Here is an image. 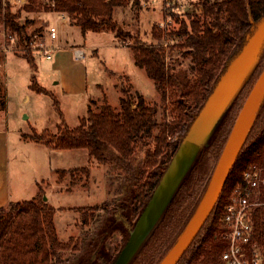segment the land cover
Instances as JSON below:
<instances>
[{"label": "rangeland", "instance_id": "obj_1", "mask_svg": "<svg viewBox=\"0 0 264 264\" xmlns=\"http://www.w3.org/2000/svg\"><path fill=\"white\" fill-rule=\"evenodd\" d=\"M8 1L20 22L30 20L28 32L38 29L33 38L45 41L51 47L49 59L31 52L37 63L35 74L37 81L50 89L59 101V108L70 127L78 125L80 117L86 114L90 99L98 106L105 96L109 104L119 108L122 87H129L132 94L135 91L142 94L156 108L157 121L166 120L167 111L160 93L144 69L134 62L129 44L135 39L145 44L156 42L151 34L154 24L173 30L180 27L182 20L188 24L189 16L195 13L200 0H141L138 7L132 4L115 7L114 20L129 33L124 41L111 31L82 33L80 27L63 13L26 11L25 0ZM172 11L174 16L171 18L168 12ZM3 14L0 16V63L6 53L14 57V61H6L0 70V154L7 151L3 153L2 161L6 162L10 173V199H31L38 186L43 188L47 202L55 209L58 238L70 242L60 251L56 264H112L140 212L135 214L133 211L135 183L118 181L117 173H111L106 164L96 162L88 165L87 177L77 172L73 177L66 172L58 180L56 168L87 165L86 149H53L23 138V133H31V126L38 132L44 128L54 131L60 117L51 94L28 87L31 69L22 59L21 45L13 35L8 36L11 34L5 27ZM50 25L56 27V38L48 35ZM254 26L251 21L245 40ZM4 44L8 47L6 51L2 50ZM74 47L84 52L82 58L74 56ZM167 59L176 60L175 64L183 68L190 64V58L178 49L167 53ZM263 67L264 44L243 83L200 146L170 202L127 264H157L178 239L210 184L231 126ZM263 126L264 96L246 138H253ZM176 140L177 134L169 139V144ZM70 178L76 180L74 184ZM6 186L5 181L0 184V193L6 192ZM192 250L187 252L186 259ZM185 260L181 259L177 264H185Z\"/></svg>", "mask_w": 264, "mask_h": 264}, {"label": "trees", "instance_id": "obj_2", "mask_svg": "<svg viewBox=\"0 0 264 264\" xmlns=\"http://www.w3.org/2000/svg\"><path fill=\"white\" fill-rule=\"evenodd\" d=\"M141 0H25L24 10H52L70 17L81 29L87 31H111L120 40L129 35L114 20V8ZM8 33L21 45L23 57L31 69L30 89L51 94L60 121L54 131L44 128L23 133V138L41 142L54 149H86L88 163L85 166L56 169L57 179L66 172L87 177L88 165L96 162L108 166L117 173L118 181H134V212L137 214L149 198L163 170L175 152L193 118L207 95L245 41L251 21L264 15V0H200L188 24L181 21L177 30L154 24L152 38L156 42L141 43L137 39L130 45L134 62L142 67L159 91L167 118L156 119V108L144 96L129 87H122L119 108L108 103L105 96L97 106L90 99L86 114L78 125L70 127L51 91L36 81L37 69L30 42L38 29L27 31L30 20L19 21L11 11L8 0H0V16ZM171 18L174 12H168ZM176 21H178L175 18ZM174 49L189 57L187 68L167 59ZM96 106V109H93ZM177 134V140L169 139ZM143 154V155H142ZM140 164V165H139ZM255 164L261 169L255 193L249 199L258 202L252 210V235L250 247L257 246L264 255V126L253 136L246 138L228 176L218 202L202 225L197 236L180 260L190 256L185 264H223L220 256L226 247L224 230L219 223L222 208L230 201L233 190L243 182L244 171ZM74 177V175H73ZM76 180L70 178L72 184ZM43 188L38 186L31 199L10 202L0 207V264H56L59 253L69 246L57 235L54 224V207L44 199ZM201 236L199 241L195 240ZM195 244V246H194ZM194 246V247H193ZM193 247V248H192ZM179 260V261H180Z\"/></svg>", "mask_w": 264, "mask_h": 264}, {"label": "water", "instance_id": "obj_3", "mask_svg": "<svg viewBox=\"0 0 264 264\" xmlns=\"http://www.w3.org/2000/svg\"><path fill=\"white\" fill-rule=\"evenodd\" d=\"M263 44L264 15L255 22L254 29L237 54L226 64L205 101L193 116L112 264H127L154 227L190 169L200 146L251 70ZM263 96L264 67L236 115L208 188L178 239L157 264H177L212 213Z\"/></svg>", "mask_w": 264, "mask_h": 264}, {"label": "built area", "instance_id": "obj_4", "mask_svg": "<svg viewBox=\"0 0 264 264\" xmlns=\"http://www.w3.org/2000/svg\"><path fill=\"white\" fill-rule=\"evenodd\" d=\"M48 35L56 37V27L50 25ZM12 37V35H8ZM7 46H2L6 51ZM31 51L40 54L46 59L51 57V47L44 41L34 39L30 42ZM76 58H81L83 53L79 48H74ZM261 169L255 164L249 165L244 171L243 182L233 190L230 201L222 208L219 216L220 226L224 230L226 247L221 253L220 260L223 264H264V255L260 249L253 245L250 247L252 235V210L258 202H253L249 197L255 193V188L260 180Z\"/></svg>", "mask_w": 264, "mask_h": 264}, {"label": "crops", "instance_id": "obj_5", "mask_svg": "<svg viewBox=\"0 0 264 264\" xmlns=\"http://www.w3.org/2000/svg\"><path fill=\"white\" fill-rule=\"evenodd\" d=\"M56 38V37H55ZM45 42V41H44ZM74 48H79V47H74ZM80 49V48H79ZM73 53H74V49H73ZM82 53H83V55H82V57L84 56V52L82 51ZM38 56H40V54H37ZM75 56V55H74ZM76 57V56H75ZM81 57V58H82ZM14 59V57L12 56V55H10V54H5L4 55V60H3V62L2 63H0V70H1V68H2V66H4V63L6 62V61H14L13 60ZM22 59H24V61L26 62V60H25V58H22ZM27 63V62H26ZM36 63V62H35ZM27 65H28V63H27ZM36 66H37V63H36ZM28 67H29V65H28ZM30 68V67H29ZM37 70V69H36ZM35 72H37V71H35ZM30 75H31V73H30ZM30 75H29V83H28V87H29V85H30ZM35 76H36V74H35ZM38 76V75H37ZM38 80V78L36 77V81ZM37 83L40 85V86H42L38 81H37ZM30 88V87H29ZM47 89V88H46ZM47 90H49V91H51L50 89H47ZM52 92V91H51ZM26 97H27V99H28V95L26 94ZM57 99V98H56ZM58 101V100H57ZM59 102V101H58ZM31 128H34L35 130H36V128L35 127H33V126H31ZM42 130V129H41ZM40 130V131H41ZM33 141V140H32ZM35 142H37V141H35ZM45 145V144H44ZM46 146V145H45ZM48 147V146H47ZM50 148V147H49ZM54 149V148H53ZM63 150V149H62ZM65 150H72V149H65ZM4 152H5V150H3ZM4 152H1V154H0V184H3L4 183V181L5 182H7V186H6V192L3 190L1 193H0V207H8V205L10 204V202H14V201H12L10 198H11V192H12V189L10 188V179H9V171H8V167H7V164H6V162L4 163L3 161H2V155H3V153ZM7 152V151H6ZM6 152H5V154H6ZM87 152V151H86ZM87 157H88V154H87ZM6 160H7V157H6ZM92 164H94V163H92ZM56 169H58V168H56ZM55 169V170H56ZM38 190V189H37ZM5 192V196L3 195V193ZM37 192V191H36ZM36 194V193H35ZM34 194V195H35ZM47 200V199H46ZM18 201H20V200H18ZM49 203V202H48Z\"/></svg>", "mask_w": 264, "mask_h": 264}]
</instances>
